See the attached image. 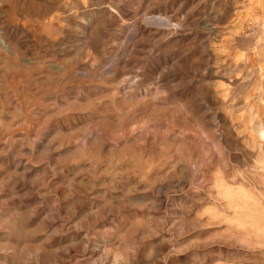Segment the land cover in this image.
<instances>
[{"label": "rangeland", "instance_id": "rangeland-1", "mask_svg": "<svg viewBox=\"0 0 264 264\" xmlns=\"http://www.w3.org/2000/svg\"><path fill=\"white\" fill-rule=\"evenodd\" d=\"M0 264H264V0H0Z\"/></svg>", "mask_w": 264, "mask_h": 264}]
</instances>
